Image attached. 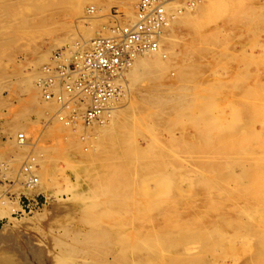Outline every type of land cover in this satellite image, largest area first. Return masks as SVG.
<instances>
[{
  "label": "rangeland",
  "instance_id": "obj_1",
  "mask_svg": "<svg viewBox=\"0 0 264 264\" xmlns=\"http://www.w3.org/2000/svg\"><path fill=\"white\" fill-rule=\"evenodd\" d=\"M135 1L0 0V264H264V0L191 21L200 4L184 5L164 63L128 69L111 120L83 135L33 84L52 48L94 34L87 3Z\"/></svg>",
  "mask_w": 264,
  "mask_h": 264
},
{
  "label": "built area",
  "instance_id": "obj_2",
  "mask_svg": "<svg viewBox=\"0 0 264 264\" xmlns=\"http://www.w3.org/2000/svg\"><path fill=\"white\" fill-rule=\"evenodd\" d=\"M192 3V0H136L131 15L116 5L98 13L93 3H87L81 18L84 23L96 16L103 17L94 34L52 48L34 72L33 84L39 96L54 105L53 118L66 126L77 125L85 132L92 125L104 123L123 95L125 73L133 60L163 47L165 27L184 5L189 7ZM15 137L18 143L24 139L20 131ZM33 159L32 155H26L20 167L26 187L36 183ZM36 195L32 197L34 203ZM25 198L24 206H28ZM17 210L11 209L9 214Z\"/></svg>",
  "mask_w": 264,
  "mask_h": 264
},
{
  "label": "bare ground",
  "instance_id": "obj_3",
  "mask_svg": "<svg viewBox=\"0 0 264 264\" xmlns=\"http://www.w3.org/2000/svg\"><path fill=\"white\" fill-rule=\"evenodd\" d=\"M224 0H198L197 1V5L198 4H200L199 5V8H198V10L194 13V15H191V16H189L190 14L189 13H187L186 15H182V14H180L179 16L181 17V18H185V20H187V21H191L192 19H194V17L196 18L197 16H201V15H205V14H208L210 11H212L213 9H214V7H216L218 4H220V3H222ZM79 3V2H78ZM194 3V2H193ZM225 4V3H224ZM72 5H74L73 3H72ZM77 5V4H76ZM221 6V5H220ZM77 7V6H76ZM80 8V7H79ZM72 9V8H71ZM80 12V11H79ZM189 12V11H188ZM212 17V16H211ZM173 19V18H172ZM171 19V20H172ZM171 20H170V22H171ZM169 22V23H170ZM173 23V22H172ZM169 25V24H168ZM168 25L166 26V27H168ZM174 25V24H173ZM164 32V31H163ZM171 36V35H170ZM162 38H164V36H162ZM166 38V37H165ZM174 39V38H173ZM162 40L163 39H161V42H162ZM172 40V39H171ZM168 41V40H167ZM171 47V46H170ZM163 48L162 47H160L158 50H156V51H154V52H151V53H147V54H143V55H139V56H137L134 60H133V63H132V65H131V67L130 68H128V69H132V67H134V65L137 63V62H139V63H141V64H144V63H146V62H150V63H153V64H155V65H159V64H163L164 63V59H162V57H164L163 56ZM148 56V57H147ZM128 71V70H127ZM125 86H126V84H125ZM126 88H127V86H126ZM118 106V105H117ZM117 106L113 109V111L115 110V109H117ZM113 111H112V113H113ZM112 113L110 114V116H109V118L104 122V123H102V124H100L99 126H103V125H105V123H107V122H109L110 120H111V116H112ZM118 115V114H117ZM60 123V122H59ZM137 123V122H136ZM63 125V124H62ZM63 126H66V125H63ZM66 127H68V128H70V129H72V130H74V131H76V127H77V125H75V127H71V126H66ZM113 131V130H112ZM84 132L85 131H82V135L84 134ZM135 138V137H134ZM18 142H19V140H17ZM171 153V152H170ZM88 177V176H87ZM18 186V185H17ZM34 190V188H33V186L32 187H26V190L24 191V192H30V191H33ZM1 201V200H0ZM2 202H0V205H4V203H2ZM0 212H1V209H0ZM3 213V212H2ZM0 215H2V214H0Z\"/></svg>",
  "mask_w": 264,
  "mask_h": 264
}]
</instances>
